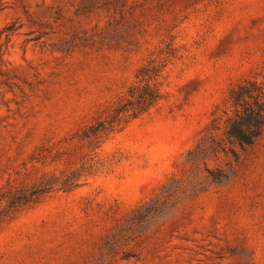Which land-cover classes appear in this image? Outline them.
I'll list each match as a JSON object with an SVG mask.
<instances>
[{"label": "rangeland", "instance_id": "obj_1", "mask_svg": "<svg viewBox=\"0 0 264 264\" xmlns=\"http://www.w3.org/2000/svg\"><path fill=\"white\" fill-rule=\"evenodd\" d=\"M163 99L83 138L149 62ZM264 0H0V264H264ZM215 126V127H214Z\"/></svg>", "mask_w": 264, "mask_h": 264}, {"label": "trees", "instance_id": "obj_2", "mask_svg": "<svg viewBox=\"0 0 264 264\" xmlns=\"http://www.w3.org/2000/svg\"><path fill=\"white\" fill-rule=\"evenodd\" d=\"M165 65L153 61L141 66L135 76L137 81L111 105L106 118L90 125L82 137L107 136L154 108L163 99L157 80ZM226 104L223 133L243 151L264 132V74L261 78L254 76L233 86Z\"/></svg>", "mask_w": 264, "mask_h": 264}]
</instances>
